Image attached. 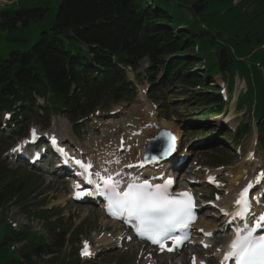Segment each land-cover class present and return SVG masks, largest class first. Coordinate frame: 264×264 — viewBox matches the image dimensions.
I'll return each instance as SVG.
<instances>
[{
	"label": "trees",
	"instance_id": "trees-1",
	"mask_svg": "<svg viewBox=\"0 0 264 264\" xmlns=\"http://www.w3.org/2000/svg\"><path fill=\"white\" fill-rule=\"evenodd\" d=\"M28 1L36 3L35 8H6L0 12V32L7 30L8 38L18 41L17 45H25L30 40L29 34L36 31L31 26L46 18L47 0ZM233 1L153 0L152 7L148 6V0H58L52 26L43 31L40 41L30 51L16 49L0 55V101L8 96L10 99L4 101L12 104L34 91L47 95L52 107L72 99L80 108L85 89H80L82 94L74 91L72 95L70 89L72 82L80 81L81 64L89 62L88 53L81 47L88 45L96 61L107 67L108 74L96 82L98 96L87 100L82 110L104 102L107 92L112 90L124 97L130 88L122 66L136 68L147 57L149 75L162 68L166 81L190 87L180 81L183 77L184 82L212 89L205 95L192 93L210 115L219 113L223 102L204 78L221 73L232 82L238 72L248 84L243 102L253 106L261 121L264 118V0H240L236 4ZM19 30H24L25 36L17 35ZM115 62L120 66L114 67ZM202 63L204 68L192 73ZM71 109L77 111L75 105ZM260 132L264 134V124ZM3 175L0 171V205L17 199L27 188L14 183L8 186L11 180L8 178L4 183ZM28 196L25 194L15 201L25 212ZM17 242H28L19 254L10 251V246ZM44 242L40 235L0 227V264H38L29 261L26 250H43Z\"/></svg>",
	"mask_w": 264,
	"mask_h": 264
},
{
	"label": "rangeland",
	"instance_id": "rangeland-1",
	"mask_svg": "<svg viewBox=\"0 0 264 264\" xmlns=\"http://www.w3.org/2000/svg\"><path fill=\"white\" fill-rule=\"evenodd\" d=\"M4 1L5 0H0V4H2ZM47 1H48V10L46 11V18L42 22L44 26L50 25L51 21L53 20V18L55 16V13L57 11V5H58V0H47ZM239 1L240 0H234L233 4H236ZM9 2H10V4H12L11 0H9ZM22 3H23L22 6L20 5L19 7H17V9L28 8L29 3H31V1L23 0ZM252 4L254 5V2H252ZM252 4H251V6H252ZM31 8H35V7H31ZM244 10H242L241 12L243 13ZM40 20H42V19H40ZM181 27L182 26H180L179 28H181ZM30 38L33 41H35L36 34L32 33ZM6 45H7V43L3 42V38H1L0 55H4V53L2 51H6ZM196 69H197V71H199L198 69H203V67H201V66L196 67ZM138 71L141 74V76L138 78L140 80H143V78L145 76L144 75L145 74L144 64L140 67V69ZM211 81H214V82L217 81L218 83H220V78H214V79H211ZM167 88L170 89L169 92L172 93L171 96H174V97H169V98H174V99L180 98V100L179 101H172L170 103L172 109L169 112L168 116L170 119L168 121H170L171 124H167V123L166 124L163 123V124L168 129H173L175 131L179 130L182 133L181 140L185 144L189 143V145H191L190 149L192 148L194 151L199 152V153H195L194 157L190 160V163H191L190 166L191 167L186 168V170L187 171L190 170L191 173L197 172V175H195L197 178H200V177L202 178V183L199 184V186H197L198 192H204L205 190H207V188L203 185V183H204L203 182V176H204V173H206V171L209 170L207 168L208 167L207 164L212 162L211 159H212V157H214L216 155L215 151H218L217 149H220V148L222 150L224 149L228 153L224 152V153H220V154H223V155L228 154L229 155V156H224V159H222V160H229V162H230L229 164L224 163L226 165H223V166H227V167L215 169L221 173V177L225 181L224 186H223V191H222V195L225 198L229 195L230 189H228V188L231 184H233L231 182H233V181L235 182V178H236V181H239L242 179L241 178L242 176L240 175L237 177L236 173L240 169H244L245 167H246L245 171L247 170V166H245V167L243 166L246 164V162H247V164H251L250 161H246L244 159L246 152L249 148H255L257 150L258 160L263 161V167L262 168H264V146H261L256 141V138H255L256 122L251 117V115L249 113V109L244 108L241 111H235L234 110L235 101L237 100V97L239 96L238 94L241 90H243L245 88L244 82L241 79H239L238 76H236L235 91H234V93H232L233 100L231 101V104H229L228 115L224 119V122H217V120H219V118L221 116L214 117L212 119H208L206 117L199 118L200 112H198V111L200 110V107L196 106L195 102L188 101L189 100L188 95H185L181 91V89L177 88L176 86L168 85ZM165 89L166 88L163 87V90H165ZM137 99H140L139 95H138ZM123 110H124L123 115H125V116L122 118V120H126L130 116L136 117L138 114V112H135L133 115H131L132 109L129 105H125ZM191 113H193V114H191ZM195 113H197V114H195ZM107 117H109V116H107ZM98 118H100V117L98 116ZM191 118L192 119L193 118H199V119L196 122L188 120ZM92 120H94V118H92ZM242 120L249 125V128L251 129V131L241 141V149H242L243 153L241 155H236L235 152L233 151V149L231 148L230 143H225L223 139H219V138L222 137V134L224 133L223 129H224L225 125H227V126L232 125V126H230V128H233V126H237ZM164 121H167V120H164ZM64 123H70V122L68 120H66V118L64 117V118H60L58 120H55L52 126L56 127V126H60ZM220 126H221V128H220ZM100 128L102 129V127H100ZM230 131L232 132V130H230ZM228 132L229 131H227V134H228ZM113 135H114L113 133H110V134H107L106 136L112 137ZM206 135L208 137L204 138V136H206ZM224 136L227 137L226 134ZM104 137L101 138V141L104 139ZM218 139H219V141H218ZM208 155H210V156H208ZM50 159H51L50 157H47L46 162L43 164H40L35 170V174L38 176V179L36 181V186L37 187L40 186L39 181H41V180L44 181V184L42 187L40 186L41 188L38 191L39 195L35 196L36 199L32 200V203L30 204V206H34V210L38 207L42 208L46 204H47L46 206H56V208H62V211L64 212L63 216L66 217L65 221L67 222L65 227H64V233L67 234L70 232H76L77 231L79 236H81L82 234H85L83 237L86 236L88 238H93L95 240V244H96V247L98 250V254L100 253L99 260L96 261V262H98V264H112V262H114L117 258H119L122 261V264H143V263H140V258L137 256L138 251H139L138 248H135V250H132V251L126 250V249L116 248L117 244L113 241V237L111 236L112 231L108 232V230L103 229V227L106 224V221L104 218H101V219L98 218L97 219V216L94 215L92 212H89L88 207L85 205H80V206H81V208L85 214L87 212L86 215L88 218H85L84 214L77 213L76 209H74V208L70 209V206L68 205L69 201H67V204H66V201H64V195L62 194L63 192L66 193L65 187L64 186L62 187V183L60 181L55 182L54 176H50V177L48 176V163L50 162ZM243 159H244V161H243ZM213 162H217V161H213ZM253 167L254 168L249 166L248 170L250 172H252V171H255V169H257V168H260L259 165L256 166L255 164L253 165ZM25 170H26V168H25ZM183 173H184V171H183ZM191 173L188 172V175ZM232 178H233V180L230 181V179H232ZM201 196L204 198L208 197L204 194H202ZM5 199H9V196H6ZM216 205H217V203H216ZM3 209L5 211L4 214L7 216V218H11L14 221H16L19 224V229H22L24 227L25 232H27V231L35 232L36 230H38L37 227H39V228L41 227V223H39L36 216H34V217L28 216L27 217L24 213H22V212H24L23 209L16 206L14 204V201L5 204ZM69 210H70V214H69ZM209 212H211V210H209ZM32 213H34V212L32 211ZM202 213H203V218H205V220H204L205 223H207L211 227L212 226H218L217 225V223H218L217 219L214 220L213 218L208 216V219H209L208 220L206 215L204 214V211ZM212 213L215 214V210H213ZM67 218L72 219V221L70 219H67ZM96 219H97V222L94 221ZM84 220L86 221L85 227L84 226H77L81 221H84ZM48 243L52 244L53 242H52V240L49 239L46 244H48ZM110 248H112V249H110ZM217 248H215V249H217ZM63 252L65 254H67L66 251H63ZM185 255H186V252H184V256ZM209 255H211V253H209L208 251H205L201 254V257H205V256H209ZM214 255H217V254L214 253ZM188 257H190V253L187 256L186 260H189ZM212 259L214 260L215 258L212 257ZM180 261L178 260V258L171 257V258L165 259V264H169V262H170V264H173V263L182 264L181 263L182 261L181 262Z\"/></svg>",
	"mask_w": 264,
	"mask_h": 264
},
{
	"label": "snow or ice",
	"instance_id": "snow-or-ice-1",
	"mask_svg": "<svg viewBox=\"0 0 264 264\" xmlns=\"http://www.w3.org/2000/svg\"><path fill=\"white\" fill-rule=\"evenodd\" d=\"M31 135L34 139L25 141V144L34 143L35 139L39 138L36 129L31 130ZM163 137L166 139V144L159 155L146 156L140 163L127 165V167L144 168L149 164L156 165L167 159L175 150V137L168 132L163 133ZM52 143L54 146L58 144L55 138H52ZM56 150L62 156L68 157L64 149L57 147ZM13 151L20 152L21 148L17 147ZM252 158L253 156L250 154L249 159ZM71 159L68 157L64 162L67 164ZM74 163L80 169L76 175L82 177L89 185L95 186V195L106 199L108 214L113 218L124 220L141 239L159 245L162 251L169 252L182 246L185 242L187 235L182 238L174 234L189 230L190 226L195 223L197 217L195 216L194 198L188 192L173 193L171 186L174 182L171 179L164 180L161 184H152L150 181L138 182V177H132V182L128 183L121 191L122 181L120 179L113 176L104 178L99 172H91L90 170L93 168L91 162L84 163L75 160ZM116 175L121 176V173ZM160 179L163 180V177ZM261 180H264V174H261L255 183L250 182L239 194L234 211L224 212L225 215L230 216V224L239 220L241 226L235 229L236 238L229 244V250L224 255L221 264H229V262L231 264H264V235L257 234L264 230V214L256 216L252 211V200L248 195ZM101 181L103 187H101ZM76 187L79 188L80 185L78 184ZM81 198V193H77L76 199ZM249 220L252 222L249 223ZM207 235H211V233H207ZM169 239L175 241L172 247H166ZM204 247H209V245H204ZM81 255H92L87 241L84 242Z\"/></svg>",
	"mask_w": 264,
	"mask_h": 264
},
{
	"label": "bare ground",
	"instance_id": "bare-ground-1",
	"mask_svg": "<svg viewBox=\"0 0 264 264\" xmlns=\"http://www.w3.org/2000/svg\"><path fill=\"white\" fill-rule=\"evenodd\" d=\"M145 73H146V75H149V69H145V71H144ZM164 127V126H163ZM165 128V127H164ZM113 156H115V154L113 153ZM119 163V162H118ZM115 164H117V161H112V160H109V159H104L103 161H101L100 163H99V165L97 166V169H100L101 167H105V168H107V169H109V170H114L115 169ZM246 164H247V162H246ZM247 165H249V164H247ZM246 165V166H247ZM245 169H246V167L244 168V169H240L237 173H236V176L238 177V176H242L241 178L243 179V177H244V175L246 174V171H245ZM241 179V180H242ZM241 180H239V181H241ZM239 181H236V178H235V182L233 181V182H231V183H233V184H231L229 187L231 188V189H234L235 188V186L237 185V182H239ZM235 198H236V195H233V196H231V195H229V196H227L225 199H223V201L220 203L221 205H220V208L221 209H225L226 211H228V212H231V211H233L234 209H235V207H234V200H235ZM217 205H219L218 203H217ZM236 222V221H235ZM201 223H203V221H202V219L199 221V224H200V226H201ZM203 227V226H202ZM234 228H236V226H235V224H234V226L233 227H231V229H234ZM135 246H139V245H133V247H135ZM141 247L139 246V248L138 249H140ZM195 253H197V252H195ZM198 254V253H197ZM189 255V254H188ZM184 259H187V257H183ZM188 259L190 260V257H188ZM172 260V259H171ZM181 261L183 262L184 260L183 259H181ZM220 261H218L217 262V264L219 263ZM151 264H153V262H151ZM169 264H170V262H169ZM173 264H175V263H173Z\"/></svg>",
	"mask_w": 264,
	"mask_h": 264
}]
</instances>
